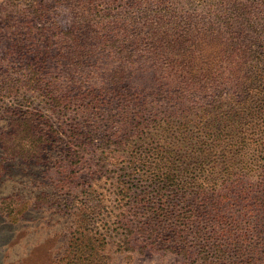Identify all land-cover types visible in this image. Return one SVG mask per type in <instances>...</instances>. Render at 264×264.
<instances>
[{
  "label": "trees",
  "instance_id": "trees-1",
  "mask_svg": "<svg viewBox=\"0 0 264 264\" xmlns=\"http://www.w3.org/2000/svg\"><path fill=\"white\" fill-rule=\"evenodd\" d=\"M216 4L210 16L192 0H138L110 19L102 44L119 65L107 86L70 92L89 56L74 28L57 33L68 74L49 82L55 89L42 87L41 68L30 62L19 77L0 80L1 93L40 91L52 109L79 104L86 113L71 124L77 149L66 164L60 128L43 109L28 102L10 110L5 137L19 143L8 154L21 152L47 172L54 163L62 191L77 179L67 166L77 169L90 154L110 185L103 199L69 198L75 218L60 264H111L115 245L189 264H264V0ZM33 12L41 21L37 6ZM7 14L14 43L29 41V18ZM101 216L104 234L94 231Z\"/></svg>",
  "mask_w": 264,
  "mask_h": 264
},
{
  "label": "rangeland",
  "instance_id": "rangeland-1",
  "mask_svg": "<svg viewBox=\"0 0 264 264\" xmlns=\"http://www.w3.org/2000/svg\"><path fill=\"white\" fill-rule=\"evenodd\" d=\"M138 0H93L87 8L77 0H0V80L5 76L19 77L20 69L31 63L40 69L44 77L42 87L49 90L57 84L55 77L64 80L68 74L66 63L60 62L59 53L64 48L59 32L66 29H77L86 52V66L78 76L79 87L71 89L73 96L85 92L96 84L107 86V77L118 67L119 62L115 53L102 44V28L109 20L123 18ZM193 7L201 13L209 14L217 9L219 0H192ZM37 6L42 18L33 20V8ZM193 8V9H194ZM205 11V12H202ZM7 13L19 15L18 19L29 18L26 23L33 26L28 34L29 41L16 45L15 29L12 22L6 18ZM211 16V14H209ZM39 19V18H36ZM14 34V35H13ZM25 40V39H23ZM248 42L247 37L241 38L240 43ZM24 48V50H22ZM15 51L14 55L12 52ZM9 70V71H8ZM64 86L65 82H59ZM40 91L19 94L0 92V264H60L68 244L71 227L74 222V204L71 195L85 197L93 193V197L103 199L108 197L110 185L101 173L94 172L95 166L91 155L86 154L80 166L70 164L67 169L77 171V179L69 189L58 188L59 172L51 164V171H45L35 160L28 159L23 153L8 154L5 148L16 146L18 140L7 142L5 135L11 131L10 110L26 108L31 102L34 108L43 109L55 126L60 128L63 141L61 154L67 164V156L77 149L70 137L71 124L83 119L79 104L70 110L52 106L43 101ZM85 98V102L88 103ZM17 150V149H15ZM18 151V150H17ZM59 157V156H58ZM53 165V166H52ZM93 185V188H91ZM83 199V198H82ZM109 210L113 203L104 201ZM64 203L68 204L67 208ZM77 202L75 207H78ZM106 214V213H105ZM104 216L96 224L94 231L104 234L108 224L102 222ZM113 247L111 264H189L182 257L159 252H147L141 255H129Z\"/></svg>",
  "mask_w": 264,
  "mask_h": 264
}]
</instances>
